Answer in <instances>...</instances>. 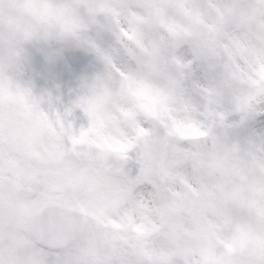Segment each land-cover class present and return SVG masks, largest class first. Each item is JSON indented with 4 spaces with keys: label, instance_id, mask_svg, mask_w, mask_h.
Wrapping results in <instances>:
<instances>
[{
    "label": "snow or ice",
    "instance_id": "6c2138e0",
    "mask_svg": "<svg viewBox=\"0 0 264 264\" xmlns=\"http://www.w3.org/2000/svg\"><path fill=\"white\" fill-rule=\"evenodd\" d=\"M0 264H264V0H0Z\"/></svg>",
    "mask_w": 264,
    "mask_h": 264
},
{
    "label": "rangeland",
    "instance_id": "374dc122",
    "mask_svg": "<svg viewBox=\"0 0 264 264\" xmlns=\"http://www.w3.org/2000/svg\"><path fill=\"white\" fill-rule=\"evenodd\" d=\"M46 142V143H44ZM51 146V141L46 135H41L37 140V147L39 150L44 151Z\"/></svg>",
    "mask_w": 264,
    "mask_h": 264
},
{
    "label": "clouds",
    "instance_id": "9594fccd",
    "mask_svg": "<svg viewBox=\"0 0 264 264\" xmlns=\"http://www.w3.org/2000/svg\"><path fill=\"white\" fill-rule=\"evenodd\" d=\"M52 167H55L54 165Z\"/></svg>",
    "mask_w": 264,
    "mask_h": 264
}]
</instances>
